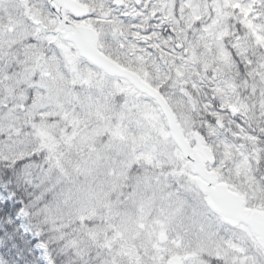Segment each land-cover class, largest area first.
<instances>
[{"label": "snow or ice", "instance_id": "1", "mask_svg": "<svg viewBox=\"0 0 264 264\" xmlns=\"http://www.w3.org/2000/svg\"><path fill=\"white\" fill-rule=\"evenodd\" d=\"M0 264H264V0H0Z\"/></svg>", "mask_w": 264, "mask_h": 264}]
</instances>
